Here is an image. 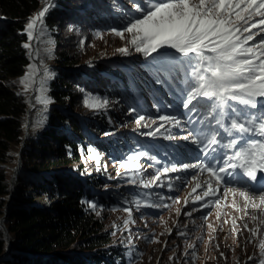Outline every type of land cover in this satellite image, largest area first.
Returning <instances> with one entry per match:
<instances>
[{"label":"rangeland","instance_id":"obj_1","mask_svg":"<svg viewBox=\"0 0 264 264\" xmlns=\"http://www.w3.org/2000/svg\"><path fill=\"white\" fill-rule=\"evenodd\" d=\"M135 2H139V0H87L86 3H83V0H75V4L78 5L76 8H81L79 13L77 14L78 10L71 8L70 12L72 10L74 12L70 13L69 17L61 19L63 41L71 48L70 50L75 56L82 60L81 67L99 70L98 61L111 64H120L123 61V69L132 76L131 82L126 84L119 76L101 70L102 75L120 85V89L123 90L122 99L113 97L108 92L90 91L84 82L78 81L75 87L79 90V95L74 103L67 106L57 104L68 115L75 114L84 127H88V121L96 122L101 117L109 125L108 129L102 131L89 129L90 127L85 129L88 139L81 142L80 150L82 163L86 168L82 171L79 163H74L68 168L75 173L82 171L80 175L87 182H90L91 177L106 179L105 182L94 186L97 193L83 199L85 208L103 221L105 229L110 230L112 243L116 246L121 245V253L126 259V264H254L253 261L248 260V257L258 256L259 250L256 247L258 241L248 243L249 233L243 229L244 222L248 223L249 228L254 226L250 218L244 217L242 213H238L230 207H222L221 218L217 220L218 209L215 204L205 208L203 205L208 201L194 202V197L202 193V188H198L193 193L191 190L195 184L191 179L186 180L174 190H168L166 174L162 176L160 182L163 183V187L157 183L144 188L142 182L152 180L155 175L152 176L147 172H142V175L139 169L141 167L140 160L133 161L137 164L135 169L119 167V164L125 162L129 157L144 152L137 145L142 141L139 138H134V144L129 145L120 156L104 155L103 151L92 143V140L95 139L108 140L112 137L122 136L123 133H133L132 131L148 132L152 129L156 131L166 124L158 119L159 115H154L151 118L147 102L153 105L152 109H155V104L150 97L147 101L143 98L146 95L145 92L149 96L154 93L160 96L164 95L166 90L171 88V84L167 83V77L163 76V73H156L149 61L152 59L151 57L145 58L142 53L136 52L131 45L127 44V33H125V39H120L113 34V29L122 30L131 19L140 15L133 6ZM55 5H57L56 0H49L46 14ZM44 7L45 4L42 2L39 10L31 17H35ZM30 18L27 19V23ZM43 27L44 35L39 36L36 45L37 38L27 42L31 44L32 50L40 52V56L32 58L30 63H35L40 69L35 78L36 82L27 92L24 91V86L19 83L20 79L28 72V65L21 75L10 79L11 86L17 94L19 93L22 102L26 105L20 116L21 137L23 138L10 142L6 148H0V165L5 167L8 172L11 191L7 195L8 214L0 221V235L4 231L10 248L11 244L15 242L8 225L11 209L26 204V200L23 199L26 196H32V200L38 204L49 202L46 196L37 195L35 189L29 186L32 182L41 179L42 172L36 173L28 167L23 153V150L30 146V139H37L47 126L50 107L55 105L49 95V88L51 80L59 74L55 59L56 37L45 20ZM36 34L34 32V37ZM258 39L260 37H257ZM48 41H52V43L50 44ZM125 46L129 49L128 55H122L117 51ZM46 49H50V52ZM41 59L43 66L40 63ZM45 66L48 69L47 76L43 71ZM41 80L44 82L43 91L36 90L33 100L36 106L32 111H29V107L33 103L30 102L29 97L33 95L35 87L40 88ZM37 95H42L49 103H37L35 100ZM95 99H99L101 102L107 101V103L106 105L102 103V106L98 108L86 106V100ZM144 110L148 112L149 117L142 113ZM141 115L145 116V121H142L141 125H137L135 121ZM153 121L155 122L153 123ZM145 124L148 126H143ZM161 124H163L162 127ZM59 125L69 133L74 132L70 118ZM148 145H151V152L155 153V144ZM95 155H98V161L94 158ZM102 193L105 195L117 193L119 201L107 203L101 198L99 199L98 195ZM160 197H163V200ZM186 198L188 199L187 204H185ZM177 199L179 203H174ZM231 199L232 197L229 195L227 202H230ZM136 201L140 202L139 208H137ZM227 202L222 199L221 205L223 206ZM91 204H95L96 207H90ZM146 204H167L169 207H146ZM125 209H130L132 215V222L127 226L124 224L125 219L128 218V212ZM177 209L180 210L179 215H177ZM193 209L196 210L193 211ZM188 212H191L192 215L188 216L186 214ZM209 213L211 214L209 215ZM204 216H207L206 221L203 219ZM233 217L236 218L237 233L231 231ZM224 220H228V223H223ZM208 224H212L216 228L215 233H212L208 228ZM221 227L223 231L220 230ZM166 229L171 231H166ZM181 232L185 235H180ZM240 232L243 235H239ZM213 235L215 239H212ZM188 244H194L195 247L189 249ZM221 252L224 253L223 256L220 255ZM193 253H195V258H193ZM115 258L117 262L120 261L119 256H115Z\"/></svg>","mask_w":264,"mask_h":264},{"label":"snow or ice","instance_id":"obj_2","mask_svg":"<svg viewBox=\"0 0 264 264\" xmlns=\"http://www.w3.org/2000/svg\"><path fill=\"white\" fill-rule=\"evenodd\" d=\"M45 7L26 24L25 32L28 41L44 35V16L49 0H42ZM134 8L139 16L131 19L122 30L113 29V34L120 39L127 36V44L145 58L151 57L157 61L154 67L156 73H164L168 78H181L184 84L186 99L182 106L190 111L199 108L205 109L212 116L218 126L214 134L201 139L193 138L195 144L203 143L205 157L210 152H215L216 145L220 144V129L227 137H231L224 148L234 150L231 155L220 158L222 166L216 167L212 163H185L177 166L165 167L150 181L142 182L144 188L159 183L163 187L161 178L168 173L197 169L200 173H207L208 178L199 182L198 176L192 192L204 187L205 190L194 197L195 201H202L205 197H217L220 186L224 182V174L231 175L236 170L250 181L264 180V0H139L134 3ZM39 30L37 31V26ZM34 32L36 36L34 37ZM257 37L260 39L257 40ZM52 43V41H48ZM24 48L30 49L29 58L39 57V50H32L30 43H25ZM50 52V49H46ZM122 55H128L127 46L117 49ZM156 56H153V54ZM43 66V60L40 61ZM35 63L28 65V72L20 79L19 83L27 92L39 72ZM45 76L48 75L47 67H43ZM158 82H160L158 80ZM43 80L40 81L38 92L43 91ZM19 94V93H18ZM37 103L47 104L49 101L42 95L35 97ZM195 102V103H194ZM86 106L98 108L106 105L107 101L99 99L86 100ZM160 121L172 123L176 121L172 116H160ZM145 116L141 115L135 123L141 125ZM155 121H153L154 123ZM147 127L148 125H143ZM163 124H161V127ZM157 132L159 129L156 130ZM148 136L153 132L146 133ZM201 135H203L201 133ZM192 136H185L187 140ZM145 155L140 152L129 157L119 164L123 169H135ZM97 161L98 155L94 156ZM259 174V175H258ZM119 175V173H118ZM178 179V177H177ZM171 188V183L168 184ZM229 195L232 197L228 201ZM163 200V197H160ZM221 199L227 203L221 205ZM174 203H179L175 200ZM188 199H185V204ZM213 202L208 201L203 207H209ZM218 211L217 220L221 218L222 207H230L244 217L250 218L254 226L249 228L248 223H243V229L249 233L247 242L258 241V256H249L248 260L254 264H264V186L258 190H249L245 187L224 188L220 198L215 199ZM137 208L140 202L136 201ZM146 207H169L167 204H146ZM90 207L95 208V204ZM196 209H193L195 211ZM124 224L132 222L130 209ZM180 210L177 209V215ZM191 216L192 213H186ZM211 213H209L210 215ZM203 219L206 221L207 216ZM223 223H228L224 220ZM212 233L216 228L208 224ZM223 231V228H220ZM236 218H232L233 233H237ZM166 231H171L166 229ZM180 235H185L181 232ZM239 235H243L242 232ZM212 239H215L213 235ZM189 249L195 247L188 244ZM217 245V249H218ZM234 251V249H233ZM224 255L223 252L220 253ZM195 258V253H193Z\"/></svg>","mask_w":264,"mask_h":264},{"label":"trees","instance_id":"obj_3","mask_svg":"<svg viewBox=\"0 0 264 264\" xmlns=\"http://www.w3.org/2000/svg\"><path fill=\"white\" fill-rule=\"evenodd\" d=\"M56 2L44 17L56 37L55 59L59 74L51 80L49 88L55 105L50 107L48 124L40 136L30 139V146L23 150L26 165L36 173L42 172L41 179L29 186L37 195L46 196L49 202L38 204L32 196H26L23 198L26 204L11 209L8 225L15 245L4 255L10 243L2 231L0 264H126L121 245L112 243L110 230L85 208L83 199L97 193L94 184L106 181L104 177H91L89 183L80 175L86 168L80 150L81 142L88 139L85 128L75 114L68 115L57 104L74 103L79 95L75 87L78 81L84 82L90 91L108 92L121 99L118 83L102 75L101 70L127 83L129 78L117 64L110 62L98 61L99 70L80 66L82 60L63 41L61 19L74 12H70L71 8L78 10L77 14L81 8H76L75 0ZM41 4L42 0H0V148L23 138L20 116L26 105L11 86L10 79L21 75L31 63L30 50L23 47L28 42L25 28L27 19ZM67 118L74 132L60 127ZM88 127L102 131L109 125L101 117L96 122L88 121ZM123 135L108 140L95 139L92 143L104 155L120 156L131 140L128 134ZM74 163L81 164L80 173L68 169ZM10 192L8 172L0 165V221L8 214L7 195ZM100 198L109 203L116 202L117 197L102 193ZM115 256H119L120 261L117 262Z\"/></svg>","mask_w":264,"mask_h":264},{"label":"water","instance_id":"obj_4","mask_svg":"<svg viewBox=\"0 0 264 264\" xmlns=\"http://www.w3.org/2000/svg\"><path fill=\"white\" fill-rule=\"evenodd\" d=\"M37 62L39 63V61H38V59H37ZM36 90H37V87H35V89H34V93H33V98H34V95H35V93H36ZM34 100V99H33ZM35 106H36V104L35 103H32L31 105H30V107H29V111H32L34 108H35ZM9 237V236H8ZM12 246H11V248L9 249V251L8 252H6V253H4V255H6V254H8L13 248H14V245H15V243H12L11 244Z\"/></svg>","mask_w":264,"mask_h":264},{"label":"bare ground","instance_id":"obj_5","mask_svg":"<svg viewBox=\"0 0 264 264\" xmlns=\"http://www.w3.org/2000/svg\"><path fill=\"white\" fill-rule=\"evenodd\" d=\"M45 14H46V13H45ZM37 15H38V14H37ZM37 15H36V16H37ZM36 16H35V17H36ZM31 18H34V17H31ZM39 27H40V26L38 25V26H37V31L39 30ZM38 39H39V37L36 39V41H35V45L37 44ZM38 78H39V77H38ZM33 99H34V98H32V96L29 97L30 102L32 101V102L34 103ZM207 178H208V176L205 177V180H206ZM198 179H199V182L203 181V180L200 178V176H198Z\"/></svg>","mask_w":264,"mask_h":264}]
</instances>
